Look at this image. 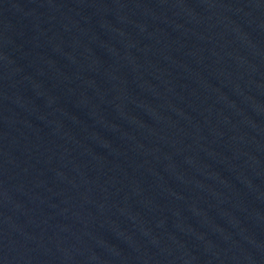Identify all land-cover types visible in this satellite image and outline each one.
<instances>
[{
  "label": "water",
  "instance_id": "water-1",
  "mask_svg": "<svg viewBox=\"0 0 264 264\" xmlns=\"http://www.w3.org/2000/svg\"><path fill=\"white\" fill-rule=\"evenodd\" d=\"M0 264H264V0H0Z\"/></svg>",
  "mask_w": 264,
  "mask_h": 264
}]
</instances>
